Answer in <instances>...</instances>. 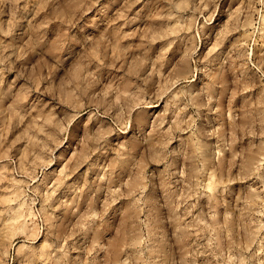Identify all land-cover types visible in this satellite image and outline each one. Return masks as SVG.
<instances>
[{"label":"rangeland","instance_id":"1","mask_svg":"<svg viewBox=\"0 0 264 264\" xmlns=\"http://www.w3.org/2000/svg\"><path fill=\"white\" fill-rule=\"evenodd\" d=\"M263 15L0 0V264H264Z\"/></svg>","mask_w":264,"mask_h":264},{"label":"bare ground","instance_id":"2","mask_svg":"<svg viewBox=\"0 0 264 264\" xmlns=\"http://www.w3.org/2000/svg\"><path fill=\"white\" fill-rule=\"evenodd\" d=\"M262 20H263V22H264V15H263V17H262ZM246 119V118H245ZM248 119V118H247ZM248 121H250L249 119L247 120V122ZM249 123V122H248ZM258 150V149H257ZM254 152V151H253ZM257 152H259L260 154H261V152L260 151H257ZM248 155V157H247V159H246V164H245V167H246V171L247 172H249V170H250V166L253 164V162H254V160H255V158H256V152H255V154L253 153H251V154H247Z\"/></svg>","mask_w":264,"mask_h":264}]
</instances>
